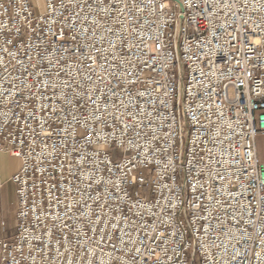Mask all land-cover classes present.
I'll return each mask as SVG.
<instances>
[{"label": "built area", "instance_id": "obj_1", "mask_svg": "<svg viewBox=\"0 0 264 264\" xmlns=\"http://www.w3.org/2000/svg\"><path fill=\"white\" fill-rule=\"evenodd\" d=\"M258 135L264 0H0V264H264Z\"/></svg>", "mask_w": 264, "mask_h": 264}, {"label": "crops", "instance_id": "obj_2", "mask_svg": "<svg viewBox=\"0 0 264 264\" xmlns=\"http://www.w3.org/2000/svg\"><path fill=\"white\" fill-rule=\"evenodd\" d=\"M18 166L19 159L0 152V240L16 232L17 195L11 177Z\"/></svg>", "mask_w": 264, "mask_h": 264}, {"label": "rangeland", "instance_id": "obj_3", "mask_svg": "<svg viewBox=\"0 0 264 264\" xmlns=\"http://www.w3.org/2000/svg\"><path fill=\"white\" fill-rule=\"evenodd\" d=\"M229 93L232 95V91L230 90ZM256 146L257 152H259V156L262 160H264V135H258L256 139ZM199 259H197L198 263Z\"/></svg>", "mask_w": 264, "mask_h": 264}]
</instances>
